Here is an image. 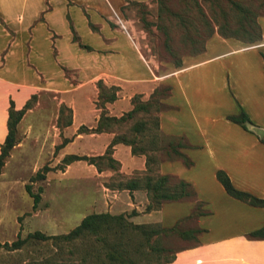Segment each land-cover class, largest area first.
Instances as JSON below:
<instances>
[{
	"label": "crops",
	"instance_id": "0c3cea01",
	"mask_svg": "<svg viewBox=\"0 0 264 264\" xmlns=\"http://www.w3.org/2000/svg\"><path fill=\"white\" fill-rule=\"evenodd\" d=\"M129 1L149 0H0V144L9 101L18 109L32 94L52 92L71 109L65 130L72 138L59 154L94 157L109 146L115 169L89 164L91 178L103 184L120 174L121 187L110 190L123 195V210L135 209L137 223L183 225L196 234L162 264H264V238L247 235L264 225V208L231 197L215 178L222 170L234 188L264 199V16L257 20V41L214 33L195 59L161 68L139 51L131 20L111 21L110 13L117 16ZM63 65L74 69L76 84H67ZM97 82L114 98L95 107ZM150 100L123 121L121 132L114 125L77 132L94 128L102 110L119 117L134 101ZM240 109L251 122L248 129L227 118ZM136 120L147 128L157 122L153 143L138 135L136 153L130 144L111 143L118 133L132 135ZM145 175L181 179L191 194L145 210ZM132 181L134 188L125 186Z\"/></svg>",
	"mask_w": 264,
	"mask_h": 264
},
{
	"label": "rangeland",
	"instance_id": "374dc122",
	"mask_svg": "<svg viewBox=\"0 0 264 264\" xmlns=\"http://www.w3.org/2000/svg\"><path fill=\"white\" fill-rule=\"evenodd\" d=\"M233 2L252 10L254 22L259 26L257 20L264 16V0L129 1L116 10L117 16L110 13V18L111 21L117 17L122 22L131 20L132 32L138 39L134 43L147 62L161 68L176 67L177 61L181 64L186 58L195 59L202 51L204 40L219 33V26L226 19L229 26H236L239 15ZM61 67L67 84H76L74 69ZM96 84L94 104L98 107V100L106 99L111 89L100 82ZM52 94L34 93L18 108L24 106L13 128L14 142L1 159L0 264H162L168 261L175 250L194 239L191 236L196 234L192 230L184 234L183 225L173 226L172 230L152 235L148 243L139 231L128 230L122 234L112 231L90 234L70 242L30 235L34 231L44 236L66 234L83 216L99 212L117 215L124 211L127 221L142 224L134 221L135 209L123 210V195L110 190L120 187L123 182L120 174H112L103 184L90 176L89 164L104 172L115 169L108 155L103 154L95 161L80 159V165H74L72 161L66 162V155L59 154L60 147L72 138L65 130L71 122V109ZM98 94L101 95L98 97ZM18 109L13 106V110ZM113 125L121 132L127 123L116 121L110 124ZM78 129L77 132H86ZM35 193L39 200L32 207L31 194ZM130 212H133L131 216ZM108 248L115 249L123 261L108 259Z\"/></svg>",
	"mask_w": 264,
	"mask_h": 264
},
{
	"label": "trees",
	"instance_id": "16d2710c",
	"mask_svg": "<svg viewBox=\"0 0 264 264\" xmlns=\"http://www.w3.org/2000/svg\"><path fill=\"white\" fill-rule=\"evenodd\" d=\"M233 5L239 15L238 18L236 19L237 20L236 26L234 27L229 26L226 19L225 23L219 26V30H218L219 33L217 34L225 38H234L240 41L245 40L247 43H253L257 41L260 37V29L259 26L257 27L254 22L253 19L254 13L249 8L243 7L238 3L233 2ZM256 28L257 30H255ZM206 39L204 40V43ZM203 47L204 44L201 50H203ZM179 65L180 62L177 61L175 63V66L177 67ZM100 95L101 94H98V97ZM113 98H114V94L111 93L106 97V99L98 100V105L102 106L104 101H109L112 100ZM151 104H152L151 100L148 101L147 103H137L134 101L132 109L119 117L107 116L105 112L102 110L99 114L96 126L94 128L87 129L83 126H80L78 131L80 129H83L84 131H95V132L102 131L108 128L110 124H113L116 121H124L125 119L132 117V115L138 110L146 109L147 106H150ZM23 107L18 110H13L12 102L9 101V106L7 108V119H6L7 133L4 137L2 144L0 145V164H1V159L7 154L8 149L13 145L14 142L13 128L15 123L18 121V119L22 114ZM227 118L230 121L240 125L243 129H248L249 125L251 124L250 120L248 119L247 115L242 109H240L236 115H230L227 116ZM150 123L152 126L147 128L145 121L143 120L134 121L129 127V130L132 132V135L129 136L125 133H118L116 136H114L111 143L123 142L126 144H130L132 153H136L137 149L134 144L136 143L138 135L141 136L147 135L148 142L150 143H153V141L157 138V133H156L157 122L151 120ZM260 141L264 143V135L260 138ZM104 154L109 156V146L106 148ZM103 156H104L103 154L94 157L77 156V155L69 154L66 155L65 160L66 162L77 159L95 161L97 159H101ZM215 178L221 184L224 191L231 197L245 201L251 205H257L264 208V199L256 198L247 192L234 188L231 182L229 181L227 175L224 173V171L216 170ZM136 185L137 183L135 181L128 182L125 184V186L128 187L129 189L134 188ZM142 186L146 190V194L148 197V203L145 207V210L155 209L163 201L176 200L185 196H189L191 194V189L187 182L181 179L171 178L167 175H158V176L145 175V177L142 180ZM25 188L28 191L27 186H25ZM31 196H32V207H35L39 200V195L35 193V194H31ZM132 213L133 212H130V214L128 215L131 216ZM126 216L127 214L124 213H120L117 215H112L107 212L90 213L83 216L79 221V223L76 226H74L71 230H69L66 234L44 236L40 232L34 231L30 235L32 237H36L40 239H52L55 242L56 241L70 242L90 234L97 235L99 233H106L109 231L122 234L124 233V231L128 230V231H139L140 234L144 236L145 242L148 243L152 235H156L159 232H166L168 230H172L173 228V226L165 228V227H160L159 225L156 224H149V223L133 224L130 221L126 220ZM182 231H183L182 233L185 234V232L189 230L186 231L182 230ZM247 235L249 237L264 238V225L256 230L250 231ZM106 256L110 260L120 259L121 261H123L124 259L118 255L115 249L108 248Z\"/></svg>",
	"mask_w": 264,
	"mask_h": 264
},
{
	"label": "water",
	"instance_id": "95a60500",
	"mask_svg": "<svg viewBox=\"0 0 264 264\" xmlns=\"http://www.w3.org/2000/svg\"><path fill=\"white\" fill-rule=\"evenodd\" d=\"M259 136H262L263 135V131L262 130H257Z\"/></svg>",
	"mask_w": 264,
	"mask_h": 264
},
{
	"label": "built area",
	"instance_id": "2783aa9c",
	"mask_svg": "<svg viewBox=\"0 0 264 264\" xmlns=\"http://www.w3.org/2000/svg\"><path fill=\"white\" fill-rule=\"evenodd\" d=\"M121 27H123V25L120 24Z\"/></svg>",
	"mask_w": 264,
	"mask_h": 264
}]
</instances>
